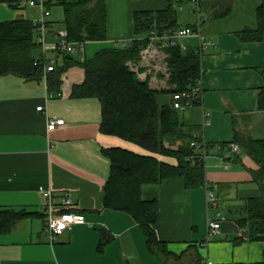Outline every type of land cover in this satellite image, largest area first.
<instances>
[{
    "label": "crops",
    "instance_id": "0c3cea01",
    "mask_svg": "<svg viewBox=\"0 0 264 264\" xmlns=\"http://www.w3.org/2000/svg\"><path fill=\"white\" fill-rule=\"evenodd\" d=\"M105 1L107 40L86 43L83 55L75 54L83 61L134 41L137 13L170 6L169 0ZM29 3L17 11L0 3V26L18 19H41L40 10ZM199 4L201 32L211 42L200 59L203 99L201 105L181 111L180 117L213 145L205 162V186L217 195V210L207 211L205 187L188 189L183 177L145 185L141 198L158 202L157 238L180 258L169 259V264H264V243L250 242L248 230L237 225L234 215L245 209L248 199L261 196L249 172L255 166L234 140L237 134L264 141V111L257 106L264 87V36L256 43L238 36L241 31L257 29L255 15L264 0H200ZM174 5L182 12V27L197 23L191 0ZM184 5L192 6L195 18L183 12ZM53 9L47 24H53L49 30L56 32L62 28L53 19ZM239 14L248 16L247 22L237 19ZM188 44L195 47L196 41ZM139 78L152 89H168L166 80L151 69H143ZM61 79L60 93L50 94L45 77L39 83L0 77V210L31 214L12 232L0 235V264H164L149 252L145 234L133 218L104 206L112 166L105 151L147 152L101 133L103 115L98 99L72 97L73 88L85 80L83 69L72 68ZM157 103L172 105V95H158ZM40 107L43 111L37 110ZM51 120L65 124L48 131ZM233 147L240 152L235 153ZM41 187L52 191L56 211L85 220L55 243L49 241L46 231L47 202L38 192ZM66 195L74 201L71 209L62 207ZM217 212L223 218L221 228L206 244L208 220H215ZM203 213L204 222L200 220ZM210 213H214L212 217Z\"/></svg>",
    "mask_w": 264,
    "mask_h": 264
},
{
    "label": "trees",
    "instance_id": "16d2710c",
    "mask_svg": "<svg viewBox=\"0 0 264 264\" xmlns=\"http://www.w3.org/2000/svg\"><path fill=\"white\" fill-rule=\"evenodd\" d=\"M26 1L30 2L0 0V3L17 11L23 8ZM189 1L169 0L168 9L137 13L134 17L135 40L120 49L102 50L89 61H83L75 54L56 53L57 67L46 75L48 91L58 94L63 75L75 67L83 69L85 80L73 88L72 97L98 99L103 115L101 133L120 138L147 152L141 155L119 148L105 151L112 166L104 190V206L133 218L145 234L149 252L164 264H169V259L178 261L180 258L171 254L166 243L157 238L154 226L159 205L156 200L143 201L141 190L145 185H160L178 177L185 179L188 189H199L206 185V169L205 163L200 161L202 152L192 147L193 143L204 142L203 137L183 123L181 112L173 105H158L157 96L167 94L173 97L177 93L191 91L198 81L204 80L201 56L193 46H189L185 52L179 48L162 51L167 71L160 73V76L168 85V89L162 91L152 89L147 81H141L131 64H138L142 60L141 53L150 45L152 32L162 36L164 32L183 28L179 17L180 7L176 8L174 4L183 5ZM45 7L49 11L54 7L63 9L64 22L59 29L68 32L70 43L107 40L105 0H45ZM255 16L257 29L241 31L238 36L243 41L256 43L263 39L264 5L256 11ZM51 25H48L49 29ZM186 27L194 28L195 25ZM36 31L30 20L18 19L1 24L0 77L43 80L44 64ZM257 106L259 111H264V87ZM234 141L240 144L243 155L253 162L254 170L249 172L261 191L260 197L246 201L244 210L234 212L235 221L239 227L248 230L250 242L264 243V141H255L247 136L240 138L237 134ZM207 147L210 153L213 145L208 144ZM166 159L176 161V164ZM30 216L25 211L0 210V235L12 232Z\"/></svg>",
    "mask_w": 264,
    "mask_h": 264
},
{
    "label": "built area",
    "instance_id": "2783aa9c",
    "mask_svg": "<svg viewBox=\"0 0 264 264\" xmlns=\"http://www.w3.org/2000/svg\"><path fill=\"white\" fill-rule=\"evenodd\" d=\"M193 7L198 11L197 15V23L195 24L194 28L183 27L177 31L171 32H164L162 36L155 34L154 32L151 33L150 36V45L146 47L145 50L142 51L141 57L142 62H145L149 57H152L155 54L162 53V51L168 48H179L182 52H185L189 48L188 42L190 40L196 41V52L201 57L203 56L204 52L207 48L211 45V42L206 40V37L203 36L201 32V24L202 21L199 18V9H200V0H191ZM30 7L38 8L42 14V18L35 23V27L37 28V36L36 40L39 44L40 51H41V58L44 64V76L48 73L53 72L58 64L57 56L55 59H49L47 57L48 53H52L57 55L56 53H68V54H82L84 53L85 44H74L70 43L68 40V32L64 29L51 32L47 24V19L51 16L49 10H46L45 7V0H30L29 3ZM52 37L54 40L53 44H49V39ZM163 54V53H162ZM165 57V55L163 54ZM166 68V65H164ZM133 70V69H132ZM136 72L135 70H133ZM167 71V68H166ZM137 73V72H136ZM203 81L200 80L197 82L195 87L191 89V91L177 93L172 97V105L178 111H183L185 108L194 106V105H201L203 99ZM38 111H43V108L40 107L37 109ZM65 121L62 120H51L47 125L48 131H55L58 128L64 126ZM208 144L204 140V142L200 144L193 143L192 147L199 149L202 152V156L200 161L203 163L206 162L207 157L209 156L208 151ZM233 151L235 153H239L240 151L238 148L233 147ZM207 191V211L210 210H217L218 204V197L213 192V190L209 189L206 186ZM40 194L44 197L47 202L46 206V231L49 237V241L51 243H55L59 237H61L66 231L70 230L74 225H81L85 223L83 217L77 216L72 213H60L56 211L55 206L53 205V193L50 190H46L44 188H40ZM62 207L71 209L74 207V201L69 195L62 200ZM221 221H223L221 213L217 212V218L215 220H208V231L206 237V244L210 243L213 240L214 236L218 233L221 228ZM211 264V263H210Z\"/></svg>",
    "mask_w": 264,
    "mask_h": 264
},
{
    "label": "rangeland",
    "instance_id": "374dc122",
    "mask_svg": "<svg viewBox=\"0 0 264 264\" xmlns=\"http://www.w3.org/2000/svg\"><path fill=\"white\" fill-rule=\"evenodd\" d=\"M191 7H190V5H184L183 6V8H184L183 12L185 14L188 13V15L194 17V10L191 9ZM181 15H182V12L179 11L180 20H181ZM194 18H193V20H194ZM53 19L55 20V22L59 26L62 25V23L64 22V12H63L62 8L55 7L53 9ZM237 19H245L244 21L247 22L248 16H242V15L239 14L237 16ZM39 20L40 19H33V20H30V21H32L35 24ZM210 22H212V19H210V17H209L208 18V23H210ZM53 43H54V40L52 38H50L49 39V44H53ZM121 47H122L121 45H117L116 49H120ZM47 57L49 59H55L56 56L54 54H52V53H48ZM164 59H165V57L163 56V54L158 52V54H155L152 57H149L145 62L140 61L138 64H131V68L133 70H135L140 75V77L142 75L143 69H145V70H150L151 69V70L155 71L156 74H158V73L164 74V73H166V68L162 65V61H164ZM75 68H79V67H75ZM83 72H84V70H83ZM84 74H85V72H84ZM163 85H165V84L163 83ZM205 188H206V186H205ZM210 214H211V217H212V214H214V213H210ZM201 218H202L203 222L206 220L205 213L200 215V220H201Z\"/></svg>",
    "mask_w": 264,
    "mask_h": 264
},
{
    "label": "water",
    "instance_id": "95a60500",
    "mask_svg": "<svg viewBox=\"0 0 264 264\" xmlns=\"http://www.w3.org/2000/svg\"><path fill=\"white\" fill-rule=\"evenodd\" d=\"M35 82L39 83V80L37 79V80H35Z\"/></svg>",
    "mask_w": 264,
    "mask_h": 264
},
{
    "label": "bare ground",
    "instance_id": "6f19581e",
    "mask_svg": "<svg viewBox=\"0 0 264 264\" xmlns=\"http://www.w3.org/2000/svg\"><path fill=\"white\" fill-rule=\"evenodd\" d=\"M69 38V37H68Z\"/></svg>",
    "mask_w": 264,
    "mask_h": 264
}]
</instances>
